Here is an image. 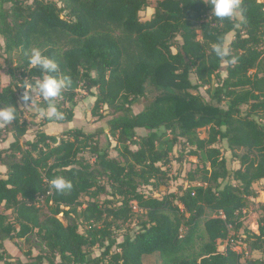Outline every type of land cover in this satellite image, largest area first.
<instances>
[{"label":"trees","instance_id":"trees-1","mask_svg":"<svg viewBox=\"0 0 264 264\" xmlns=\"http://www.w3.org/2000/svg\"><path fill=\"white\" fill-rule=\"evenodd\" d=\"M205 2L157 0L142 20L148 0H0L4 50L21 53L19 82L0 83V108L11 105L16 113L4 124L12 141L0 150V264H143L151 254L160 264H264L229 243L218 250L242 227L243 210L256 197L253 184L264 179V3L242 0L241 24L210 16ZM220 43L230 47L228 57L212 51ZM32 48L57 62L51 75L71 81L59 96L70 105L55 103L64 119L44 115L50 127L67 124L57 133L48 126L30 136L18 104L26 86L43 77L28 63ZM80 85L95 98L91 115L112 110L107 133L120 157L109 155V143L99 145L103 130L68 125L77 118ZM203 86L209 99L198 92ZM148 87L155 95L134 111ZM39 106L48 102L42 98ZM137 128L148 132L138 136ZM180 137L201 162L187 172L188 185L160 197L141 191L162 184L161 165ZM57 176L72 188L55 191L50 181ZM102 194L108 197L100 200ZM82 195L91 198L85 205ZM134 207L140 214L119 239L116 231L133 222ZM262 214L245 243L264 256V205ZM32 236L44 252L8 260L4 240Z\"/></svg>","mask_w":264,"mask_h":264},{"label":"rangeland","instance_id":"rangeland-1","mask_svg":"<svg viewBox=\"0 0 264 264\" xmlns=\"http://www.w3.org/2000/svg\"><path fill=\"white\" fill-rule=\"evenodd\" d=\"M157 0H148V6L145 7L142 11H140V18L142 20L149 19L155 9ZM264 3V0H259ZM21 53L19 50L14 49L11 52H6L3 46V39L0 36V83L1 85H5L10 81L19 82V71L17 66L21 63L20 61ZM11 72L14 74L11 76ZM225 75V72H223ZM190 79L194 82L195 76L192 74ZM216 79H214L215 83ZM27 87V86H26ZM26 90V88H25ZM32 103L23 101L21 98L18 101L19 107L22 109L23 117L28 122V134L31 136L38 129H49L48 124L44 123V115L47 113V109H44L39 106L42 102V97H39L38 93H35L34 88L32 89ZM198 92L202 95L204 99H209V93L207 91V86L200 87ZM76 115L77 118L68 125H73V127H79L85 131L92 132L96 130H103L104 132L98 136V143L101 147H105L108 143V151L109 155L120 157L118 155L117 149L114 147L116 144L115 140L108 135V124L107 120L110 118L112 110H105L104 108L99 110V114L97 116H93L90 113V108L93 104L94 97L89 96L88 91L86 90L84 85H80L79 88L76 89ZM155 95V91L148 87L146 91V95L144 97L138 98L136 104L133 105V110L138 111L144 108L148 102ZM54 103H61L64 107H68L70 102H63L61 97H57ZM66 123H62V130L67 129ZM51 126V125H50ZM61 127V128H62ZM51 130H48L49 133H57L60 131L59 126L50 127ZM147 130L144 128H137L136 133L138 136L146 135ZM198 136L200 138H205L207 136L206 128L198 129ZM12 141V137L10 136L9 129L4 124H0V150L6 149L10 142ZM22 141V140H21ZM222 148H225L224 143L218 144ZM132 149H136L135 146L131 147ZM192 147L188 146L184 140V138L180 137L178 142L174 145L172 151L169 153V163L166 165H161V168L165 171V176L162 179V184L159 185L156 191L151 190V187H140L141 191H144L148 194L152 193L153 195L160 197L169 192H178L180 188L186 187L188 185L187 172L194 169L197 165H200L201 162L197 159L196 155L190 154ZM244 149L238 150L239 153H242ZM224 153L229 157L230 151L226 150ZM18 156H16V159ZM86 160L92 162L94 157L85 153ZM231 165L235 168L239 166L237 161L231 163ZM109 189V188H108ZM253 189L256 192V197L254 201H251L248 206L243 210V217L241 218L242 227L236 232L231 230L229 233L228 240L219 241L218 242V250L223 251L224 247L229 243L233 246V249L243 253L244 257L249 258H264L259 251H251L249 247L245 243L246 231L251 230L254 232H258L257 230V222L262 217V206L264 205V179H261L253 184ZM108 197L106 194H102L100 196V200ZM91 198L88 195H82L80 201L85 205L87 201ZM41 204V203H40ZM80 208V207H79ZM134 217L132 218L133 222H127L123 225V227L116 231V235L120 239V234L124 233L127 227H133V223L136 221L137 215H139V211L134 207ZM9 219H13V214L8 211ZM58 217L64 221V217L62 214L58 215ZM86 224L80 222L79 220V231H85ZM27 250H31L33 255H36L39 252H44L43 247L39 243L38 239L34 236L30 237L27 240L17 239V238H8L4 240V247L2 249L3 253H5L8 260L15 263L18 259H25V252ZM95 251H98L95 248ZM160 258L158 254L145 255L143 257V264H160Z\"/></svg>","mask_w":264,"mask_h":264},{"label":"clouds","instance_id":"clouds-1","mask_svg":"<svg viewBox=\"0 0 264 264\" xmlns=\"http://www.w3.org/2000/svg\"><path fill=\"white\" fill-rule=\"evenodd\" d=\"M211 8V15L218 20L225 18L232 20L238 19L239 23H244L245 17L241 9L242 0H206ZM212 51L217 57H228L230 55V47L227 44L220 43L213 46ZM28 63L32 68H39L43 73L42 79L36 81L34 86L35 93H38L45 101L48 102L47 115L55 120H63L64 113L59 111L54 103L59 97L62 90L70 85L71 81L67 77L60 78L58 75L59 65L51 57L44 54L39 48H32L28 57ZM33 86L27 85L22 99L29 104L32 103ZM15 107L9 106L0 108V124H9L15 119ZM50 185L57 192H64L72 188L70 181L63 176H57L50 181Z\"/></svg>","mask_w":264,"mask_h":264},{"label":"crops","instance_id":"crops-1","mask_svg":"<svg viewBox=\"0 0 264 264\" xmlns=\"http://www.w3.org/2000/svg\"><path fill=\"white\" fill-rule=\"evenodd\" d=\"M47 126H49V127H50V125H47ZM57 126H59V128H61V127H62V125H57ZM57 126H56V127H57ZM52 127H54V126H52Z\"/></svg>","mask_w":264,"mask_h":264}]
</instances>
